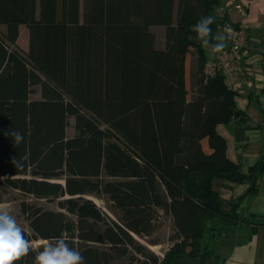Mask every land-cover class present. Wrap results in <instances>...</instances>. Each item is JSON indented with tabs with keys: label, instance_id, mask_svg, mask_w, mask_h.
<instances>
[{
	"label": "trees",
	"instance_id": "trees-1",
	"mask_svg": "<svg viewBox=\"0 0 264 264\" xmlns=\"http://www.w3.org/2000/svg\"><path fill=\"white\" fill-rule=\"evenodd\" d=\"M220 1L0 0V204L18 192L57 208L21 202L25 237L41 243L13 264H33L61 236L84 264H219L207 241L264 229L238 213L258 192L264 152L246 174L227 170L216 129L243 115L237 91L204 75L209 57L194 30ZM225 23L215 18L213 38ZM217 179L250 186L225 202ZM162 217L173 237L157 258L134 236L151 237Z\"/></svg>",
	"mask_w": 264,
	"mask_h": 264
},
{
	"label": "crops",
	"instance_id": "crops-1",
	"mask_svg": "<svg viewBox=\"0 0 264 264\" xmlns=\"http://www.w3.org/2000/svg\"><path fill=\"white\" fill-rule=\"evenodd\" d=\"M213 16L240 27L246 36L237 64L239 87L235 98V105L243 116L239 121L233 119L216 129L226 141V153L231 162L227 170L235 164L246 174L264 152V0H222L213 10ZM205 52L209 57L213 53L211 46ZM203 147L207 150L205 142ZM249 186L248 181L235 184L217 179L213 182L215 191L225 202H236ZM257 187L256 194L243 199L238 213L250 222L264 223V189L259 188L258 182ZM251 226L241 228L249 232L250 238L247 237L224 261L218 257L220 264H264V229L250 235Z\"/></svg>",
	"mask_w": 264,
	"mask_h": 264
},
{
	"label": "clouds",
	"instance_id": "clouds-1",
	"mask_svg": "<svg viewBox=\"0 0 264 264\" xmlns=\"http://www.w3.org/2000/svg\"><path fill=\"white\" fill-rule=\"evenodd\" d=\"M214 20L212 16H202L194 30L204 48H209L210 40L215 39L216 43L211 45V51L221 53L226 47L225 41L232 35V29L226 26V35H216L213 38L210 26ZM8 134L17 144L23 139L18 130ZM32 250V243L25 237L24 230L15 216L11 214L8 206L0 204V264H13L14 261L26 257ZM33 264H84V257L61 236L46 242L36 253Z\"/></svg>",
	"mask_w": 264,
	"mask_h": 264
},
{
	"label": "rangeland",
	"instance_id": "rangeland-1",
	"mask_svg": "<svg viewBox=\"0 0 264 264\" xmlns=\"http://www.w3.org/2000/svg\"><path fill=\"white\" fill-rule=\"evenodd\" d=\"M0 31L5 32V28L0 26ZM28 33L25 28H21L20 37L18 41V46L20 49L27 50V39ZM191 62V56H187L186 60V85L189 88V67ZM259 188L264 189V172L258 179ZM103 212H105L113 222H117L116 218L107 210L105 203L97 199H92ZM21 202L26 203H36L38 206L43 207L44 209L57 210L56 203H49L43 200L36 201L31 197L20 195L18 192H7L3 205L8 206L9 211L12 215L15 216L17 222L21 225L23 229H27V222L24 216H22L20 211ZM155 232L149 238H138L134 236L135 240L142 245L146 246L148 250L157 258H162L164 252L167 251L169 246L172 244L171 239L173 237V230L171 225V220L167 218H160L155 221ZM237 233L230 235H225L222 237H216L207 241V245L212 254L216 257H220L222 261L227 259L236 249L237 246H240L244 243L245 239L249 237V232L237 229ZM247 233V235H245ZM206 242V241H205ZM41 242L32 243L33 248H36L40 245ZM214 260V259H213ZM209 262L208 264H213L214 261ZM117 264V263H114ZM220 264V263H219ZM222 264V263H221Z\"/></svg>",
	"mask_w": 264,
	"mask_h": 264
},
{
	"label": "built area",
	"instance_id": "built-area-1",
	"mask_svg": "<svg viewBox=\"0 0 264 264\" xmlns=\"http://www.w3.org/2000/svg\"><path fill=\"white\" fill-rule=\"evenodd\" d=\"M234 7L240 9L239 5H235ZM226 26L232 29V35L225 41L226 47L221 53L209 55V60L204 67V75L213 77L219 74L223 77L227 87L236 90L239 87L237 64L244 51L246 36L240 27L227 22L223 27V35H226L224 32Z\"/></svg>",
	"mask_w": 264,
	"mask_h": 264
}]
</instances>
